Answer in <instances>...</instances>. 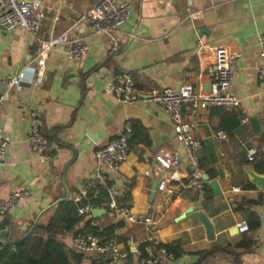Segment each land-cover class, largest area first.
I'll return each mask as SVG.
<instances>
[{
    "label": "crops",
    "instance_id": "crops-1",
    "mask_svg": "<svg viewBox=\"0 0 264 264\" xmlns=\"http://www.w3.org/2000/svg\"><path fill=\"white\" fill-rule=\"evenodd\" d=\"M34 1L44 6L36 38H29L20 29H0V79L24 71L31 81L42 46L62 34L69 41L78 38L86 52L73 62L67 59L66 44L47 50L42 83L26 82L19 91H11L3 104L0 140H7L9 147L0 168V208L11 193L30 192L28 199L7 210L13 222L12 239L22 238L36 224L46 226L56 204L73 200L98 169L96 149L135 125L128 158L120 170L112 173L103 166L99 170L106 175L117 204L134 215L150 218L152 223H129L117 217L108 207V191L102 188L106 195L95 192V207L88 206L103 213L97 218L91 212L85 214L93 218V225L105 229L120 224L114 240L124 252L134 251L131 243L139 251L154 240L163 247L178 244L180 255L171 264H191L202 257L199 264H264V193L257 188L245 190L250 182L243 172L248 160L244 147L264 154V145H258V138L264 135V96L256 79L261 63L258 36L264 34V0H133L130 21L116 32L120 51L114 55L110 54V38L92 34L80 21L98 0ZM132 30L134 38H130ZM199 39L210 50H196ZM214 48L222 58L234 57L236 71L230 93L239 102L230 112L210 108L197 116L199 165L217 182L220 195L216 197L209 186L202 192L187 191L182 179L170 194L156 188L151 199L152 186L161 178L145 176L155 167L154 155L160 149L177 154L185 177L189 168L183 149L163 107L149 101L134 105L118 102L107 92L112 78L117 73L129 75L141 96L153 89L176 90L182 84L207 93L211 82L202 64ZM31 114L36 116L46 143L45 163L36 159L27 143ZM226 114L239 121L231 133L222 130ZM251 118L260 123L259 136L252 132ZM218 132L225 133L226 140L217 139ZM233 188L239 191L234 193ZM188 208L204 211L215 230L213 241L206 240L199 221L179 219ZM242 221L247 222L249 231L229 234ZM251 224L257 227L252 230ZM82 227L80 223L63 241L73 248L74 233ZM244 243H251V247L241 248ZM82 264L116 263L100 256H84ZM119 264H139V260L132 254L127 263Z\"/></svg>",
    "mask_w": 264,
    "mask_h": 264
},
{
    "label": "built area",
    "instance_id": "built-area-1",
    "mask_svg": "<svg viewBox=\"0 0 264 264\" xmlns=\"http://www.w3.org/2000/svg\"><path fill=\"white\" fill-rule=\"evenodd\" d=\"M133 0H98L91 9L80 19L90 32L94 35L104 34L110 38V54L114 55L120 51L119 40L116 32L119 28L130 21L132 14ZM44 19V6L34 0H0V29L10 32L20 29L29 38H36L41 23ZM133 30L130 38H134ZM260 65L257 69V82L262 95L264 96V34L258 36ZM68 45L66 52L69 61H79L86 52V48L79 44V39L69 41L66 34L51 39L42 46V50L37 61V69L31 81H27L24 71H20L13 76L0 79V112L3 104L11 91H19L24 84L33 83L40 85L44 74V54L47 50L59 45ZM198 51L206 52V43L199 39L195 43ZM209 60L203 61V72L210 79L211 88L209 92L196 91L191 84H182L176 90L163 88L153 89L147 96H141L135 90L133 79L125 73H117L112 78V83L107 92L113 94L116 100L122 104L134 105L140 102H154L163 107L166 112L176 142L182 147L189 171L185 177L180 172L181 163L177 154L160 149L154 155L155 167L153 170L145 172V176L155 175L161 177L157 190L170 194L176 184L184 180L183 188L190 192H202L208 182L203 179L204 172L198 161V152L201 149V140L196 136L199 123L198 113L210 108H222L226 111L234 110L238 105V100L230 93V87L235 76L234 57L222 58L217 48L211 49ZM186 112V114H185ZM30 129L27 136V143L40 163L48 160L46 154V143L42 136L37 118L30 115ZM247 120L244 119L243 123ZM217 139L226 140L223 132L216 134ZM131 129L127 127L124 132L113 138L108 144L99 147L95 151V160L98 169L88 180L84 189L73 198L75 203L81 202L87 197V189L101 187L108 191L110 199L108 207L117 217L129 223L151 224L150 218L142 215H134L128 209L117 204L115 195L112 194L108 180L99 168L105 167L112 173H117L126 162L129 153V141ZM9 147L7 140H0V168L5 165V156ZM245 154L248 160L256 155L255 148H246ZM238 188H233L232 192L237 193ZM30 192L26 189L11 193L6 203L0 210L15 208L20 202L28 199ZM92 208L88 205L79 209V214H89ZM240 234L249 231L247 222L242 221L237 224ZM73 248L84 254V256H100L104 260L112 263H127L130 255H136L139 264H171L174 254L163 247L158 240L151 242V245L143 251L134 250L124 252L120 249L114 239L102 240L92 235L77 236L72 240Z\"/></svg>",
    "mask_w": 264,
    "mask_h": 264
},
{
    "label": "trees",
    "instance_id": "trees-1",
    "mask_svg": "<svg viewBox=\"0 0 264 264\" xmlns=\"http://www.w3.org/2000/svg\"><path fill=\"white\" fill-rule=\"evenodd\" d=\"M222 126V130L231 133L239 126V121L235 115L226 114ZM130 129L131 135L134 137L135 125H132ZM258 145L260 147L264 145V135L258 138ZM256 151L254 158L251 161L246 160L245 163L253 166L257 173L264 174V154L259 150ZM96 189L87 191V197L79 203L66 199L56 204L54 215L48 224L46 226L34 225L30 235L24 240H21V238L13 240L12 234L5 245L0 244V264H82L84 254L76 251L70 244L63 241L65 235L80 223H83V227L74 233L73 238L92 235L103 240L116 239L115 233L120 229V224L101 229L93 225L94 220L92 217L89 218L85 214L79 215L78 213V209L83 206L91 205L95 207L96 203L92 201L95 192H99L98 196L106 195L101 187H96ZM244 189L255 190L256 188L251 183H247ZM255 227H257V224H251L252 230ZM164 247L174 254L175 259L179 257L178 244ZM240 247L249 249L251 243H244ZM140 251H143V248Z\"/></svg>",
    "mask_w": 264,
    "mask_h": 264
},
{
    "label": "water",
    "instance_id": "water-1",
    "mask_svg": "<svg viewBox=\"0 0 264 264\" xmlns=\"http://www.w3.org/2000/svg\"><path fill=\"white\" fill-rule=\"evenodd\" d=\"M204 31V30H201ZM249 123L252 127V132L255 136H259L261 134V126L260 123L258 122V120L256 118H251L249 120ZM243 172L245 173V175L247 176L249 182L255 187L257 188L260 192L264 193V174H259L257 173L253 166L251 165H247L243 167ZM203 179L205 181L208 182V186L210 187V189L212 190V192L214 193V195L216 197H218L220 195V190L218 187V184L215 180H211L210 177L207 174H204ZM158 186V182H155L152 186V193L150 194L151 199L153 198V196L155 195V190ZM103 212L98 211V210H92L91 211V216L93 218H97L98 216H100ZM0 216L2 217L0 220V244L1 245H5L10 237L13 234V222L12 219L10 217V215L5 212L0 210ZM185 217H190L193 218L197 221H199L203 228H204V232H205V237L207 241H213L215 239V230L214 227L210 221V219L207 217V215L204 213V211L199 210V211H193L192 208H188L184 214L179 218V219H183ZM37 221V220H36ZM32 229H29L27 231V233L21 238V240H24L28 235H30ZM231 233H238L237 228H232L229 231V234ZM132 250H135L133 244L131 243L130 245ZM204 259V257H202L200 260H198L197 262L191 263V264H199L202 262V260Z\"/></svg>",
    "mask_w": 264,
    "mask_h": 264
}]
</instances>
